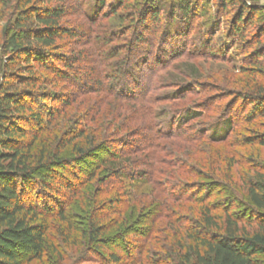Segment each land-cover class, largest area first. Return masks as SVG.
I'll return each instance as SVG.
<instances>
[{
    "label": "trees",
    "instance_id": "16d2710c",
    "mask_svg": "<svg viewBox=\"0 0 264 264\" xmlns=\"http://www.w3.org/2000/svg\"><path fill=\"white\" fill-rule=\"evenodd\" d=\"M75 1L88 26L108 20L119 31L93 36L67 27L66 10L58 0H0V25H4L0 28V264H62L60 245L64 244L84 247L76 264L94 256L99 264H264V165L225 156L219 169L217 161L190 163L187 157L203 141L227 143L240 119L253 129L236 146L247 152L264 149V44L253 48L239 42L240 49L231 58L226 48L219 52L211 45L219 30L211 25V31L205 30L211 37L201 32L207 39L200 36L198 47L187 50L186 33L189 36L194 31L192 23L209 14L208 6L206 2L196 6L198 0L173 2L180 16L171 12L156 41L144 49L145 65L163 71L181 58L239 60L236 71L247 77L246 82L236 76L229 79L234 87L224 89L222 96L230 101L212 121L201 102L170 111L163 123L157 121L160 113L147 107L148 133L137 127L124 137L120 134L130 126L128 117L115 109L100 117L101 110L114 101L90 96L100 93L142 106L156 102L154 95L147 96L156 86L144 90L133 54L134 45L141 41L143 16L159 24L160 8L152 5L155 0L146 1L127 42L122 16L117 13L122 0L108 9L109 0H96L88 12L82 11L85 0ZM238 1L230 29L236 42L258 11ZM195 6L202 8L201 15L191 11ZM232 39L226 36L225 40L228 44ZM65 40L70 45L62 43ZM88 41L95 56L81 49ZM118 41L128 47L129 57L109 64L122 52V47L113 46ZM179 76L185 80L159 96L162 102L204 92L196 91L201 75L192 65L185 64ZM71 109L73 114L68 113ZM225 118V134L210 136L207 129ZM160 141L177 145L169 148ZM120 146L129 151L111 152L98 165L84 172L79 169L96 152ZM243 167L246 172L239 176L237 189L243 193L244 209L233 210L235 202L226 199L208 202L215 184L220 188L222 179H231V170ZM196 168L204 170V175L194 173ZM192 175L207 183L183 179ZM88 190L92 198L81 225L73 223L68 210ZM129 235L134 242L124 244V256L107 249ZM51 255L55 261H50Z\"/></svg>",
    "mask_w": 264,
    "mask_h": 264
},
{
    "label": "rangeland",
    "instance_id": "374dc122",
    "mask_svg": "<svg viewBox=\"0 0 264 264\" xmlns=\"http://www.w3.org/2000/svg\"><path fill=\"white\" fill-rule=\"evenodd\" d=\"M118 0H109V2L106 5V9L110 7L111 3L113 2L114 4L117 3ZM147 0H122V4L120 9L118 10V14L122 16V21L125 29V40L127 42L131 41V38L133 37L134 33L132 29L137 27V23L139 22V15L140 12L143 11L145 4ZM179 2L181 0H178ZM244 1L248 6L254 7L255 9L257 8L258 11L256 15L253 17L252 22L250 26H245V30L243 31L241 39L236 42L234 39H232L231 35V22L233 21L235 15L237 14L239 6V1L238 0H198L196 3V6H201L203 2L207 3L209 14L207 16H204L203 18H199L198 20L194 21L192 26L194 27V31L189 34V36L186 33V41H189L187 44V50L193 47H198L197 45V38L200 36H203L201 32H204L207 34L208 28H211V25H216V28H219L217 33L213 35L212 43L211 45L213 48L216 49V51L222 52L221 49H227L229 56L233 58L238 51H239V42L244 45H252L254 48L257 44H264V34L260 36L259 34L262 29H264V0H242ZM59 3H61L66 10V18L64 19V23L67 27L69 28H74L79 30V32H90L93 34V36L96 35H101L104 31H110V30H116L119 31L118 28L113 25L110 21L105 20L102 21L99 25H94V26H88V24L85 22V20L82 18V16L79 14V9L77 2L75 0H58ZM96 0H85V5L82 7L83 12H88L92 9V7L95 5ZM173 2H177V0H155L152 5L160 8L159 10V15L158 17L160 18L159 24L152 21L149 16L144 15V23L143 26L139 29L140 33H142L141 36V41L136 43L134 45V48L136 47L135 54H133L134 60L133 63L137 64L139 67L137 71L139 77H140V83L144 87V90L150 87L151 85L156 86V91L152 93H149L147 95L149 98H152L154 95L156 98V102L153 101L152 106L151 105H140V104H132V103H125L121 101L114 100L113 98H105L104 94H98V95H91V100H96V99H107L108 102H112L108 105H106L102 110H101V116L102 114L104 115L107 112L113 111L114 109L117 110L122 117L126 116L128 117V130L122 132L120 135H125L128 134V132L133 131L135 128L139 127L140 131H146L145 133H148V128H149V122H148V117L146 114L145 108L147 107H153V109L157 112L160 113L158 115V122H167L169 120V116H171L170 111H173L175 109L179 108H184L187 105L191 103H196V102H201V105L207 106L208 109H206L207 113L206 116L209 117V120L212 121L216 119L219 116V113L217 112L219 110H222L223 108L226 107L227 103L230 101V99L226 98V95L222 96V92L225 90H230L234 86L233 85V79L229 81V79L232 76L238 77L236 80H239L243 83L246 82V76L244 75H239L238 72L236 71V68L239 67V60H234L231 63H225L223 61H220L218 59H211V58H193V59H187V58H181L176 61H174L171 66L163 71L160 70L158 72L157 69L154 67H149L148 65H145L143 61V55L146 53L144 49L149 50V46L152 44L153 41H156V38L159 36L161 33L162 27L165 26L167 20L169 19L170 13L173 12L176 8L172 7ZM190 0H182L180 3H189ZM192 7L193 10L192 12L196 13L197 15H201L202 8L198 10V7ZM202 7V6H201ZM177 11V10H175ZM181 12H176V16H180ZM185 17V16H184ZM177 18V17H176ZM187 24L190 26V20L187 19ZM175 25V23H174ZM173 25V26H174ZM136 26V27H135ZM178 26V25H177ZM4 27L3 24L0 25V28ZM211 31V29H210ZM179 32V31H178ZM201 33V34H200ZM208 37H211L209 33L207 34ZM226 36L233 41L229 42L227 44L226 42ZM234 36V35H233ZM203 38L207 39V37L203 36ZM234 38V37H233ZM224 39V40H223ZM259 40V42L256 44L254 43L255 41ZM90 41V40H89ZM88 41L87 46H83L84 51H92L93 56L94 55V50L92 48L91 42ZM181 41V40H180ZM235 41V42H234ZM62 43H66L67 45L69 44L68 40H65ZM238 43V44H237ZM111 44V43H110ZM109 44V45H110ZM124 43L123 42H113V46H118L122 47V52L118 56V58L109 61L108 63H114L116 61H123L126 56L129 57L128 53V47L122 46ZM112 45V44H111ZM172 45V44H171ZM178 45V44H177ZM209 48V49H213ZM125 49V50H124ZM211 51V50H209ZM225 51V50H224ZM145 52V53H144ZM150 55H148L149 57ZM152 64V55L150 56V59L148 60V64ZM185 64H187L189 67L192 65L193 69H196L198 71V74L201 75L200 78V86H198L197 90L204 91L198 92V94L192 96V97H186L185 100H178V101H173V102H162L159 96L166 95L170 91H173L175 87H177L183 80L182 77L179 76L180 70L184 68ZM98 69V68H97ZM100 70H102L100 68ZM156 70V71H154ZM190 80V78H189ZM264 83V79L262 78ZM230 83V84H229ZM61 87V86H60ZM153 96V97H154ZM216 97L213 98L212 97ZM89 97V96H88ZM147 97V98H148ZM135 105V106H133ZM116 106L118 108H116ZM85 108H81L80 111H82ZM73 109H71L68 113L73 114ZM87 111V110H86ZM236 114L235 111L232 112V115L234 116ZM202 116H205L202 115ZM232 116V117H233ZM99 117V118H100ZM123 119V118H122ZM119 120V119H118ZM115 121L116 122L118 121ZM204 122H208V120H205ZM227 120L226 118L214 125H211L208 129L207 132L210 136L212 137H222L226 130ZM115 126V125H114ZM252 126L248 125H242L241 124V119L239 120V123L237 126L233 127V132L230 136V139L227 143L225 144H213L210 142H201L199 144H196L195 149H190V152L187 154V157L190 160V163L196 162L198 160H204L207 163L208 162H218L222 160L225 156H228L227 159L233 160L234 158L241 161H254L256 163H259L260 165H264V149H259V150H250L247 152L246 149H242L237 147L236 145L239 144V141L245 137L248 133L249 130H252ZM257 129V128H256ZM172 141V140H171ZM161 145L168 146L169 148L174 147L177 145V143H173L170 141H160L159 142ZM179 143V142H178ZM227 144H232L230 148H228ZM226 145V146H225ZM168 148V150H169ZM257 149V148H256ZM129 150L126 148L116 147L112 150H105V152L100 151L96 152L94 156L87 158L82 164H80L78 167L81 170V172L86 171L90 166L92 165H98L99 162H101L103 159H107L111 156V152L117 153L118 154H125ZM228 151V155H227ZM135 158H139L135 156ZM223 166H220L219 164V169H223ZM197 171H193L194 173L201 172L203 173L204 170H200V168H196ZM231 179L229 181L223 180L222 182L224 185L221 186L220 188H217V185L215 184L214 188L215 190L211 192V197L209 198L208 202L212 203L216 201L217 199H226L227 201H234L235 203L232 204V209L233 210H238L242 211L244 208H242V204L244 203V197L243 193L237 189V183H238V178L240 175L245 174L246 172V167L243 168H234L231 170ZM176 174V173H175ZM204 175V173H203ZM183 179L195 183H199L198 185H205L207 182L206 180H199L196 179L193 175L190 176L189 178L183 177ZM214 184V182H212ZM212 184V185H213ZM94 185V183L92 184ZM146 187V186H145ZM148 187V186H147ZM150 187V186H149ZM151 188V187H150ZM149 188V189H150ZM78 199L76 204L68 210L67 216L69 217V220L73 223H78L81 225L82 219L84 218V213L83 211L86 210V204L88 205L89 200L92 198V193L90 190L85 193ZM186 205V204H184ZM191 205V204H190ZM187 206V205H186ZM193 207V206H190ZM189 215V214H188ZM54 233V231H53ZM60 238V237H59ZM139 239H141L139 237ZM143 239V238H142ZM141 239V240H142ZM128 241L134 242L133 236L129 235L126 236L125 241L120 242L118 244H115L114 246L107 247L109 251H119L121 255L124 256L123 250L125 249L124 244ZM140 241V240H139ZM70 243V242H68ZM123 243V244H122ZM84 247H74L71 246V244H64L60 245V250L62 251L63 257L65 260L63 261L62 264H76L78 262V257L81 255L82 250ZM106 249V250H107ZM55 256L51 255V260L50 261H55ZM51 263V262H50ZM49 263V264H50ZM54 263V262H53ZM29 264H38L36 261H33ZM84 264H99L98 258L93 257L92 260L84 263Z\"/></svg>",
    "mask_w": 264,
    "mask_h": 264
}]
</instances>
